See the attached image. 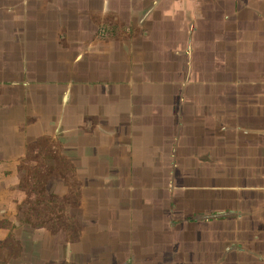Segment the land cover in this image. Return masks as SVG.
I'll return each mask as SVG.
<instances>
[{
    "label": "crops",
    "instance_id": "crops-1",
    "mask_svg": "<svg viewBox=\"0 0 264 264\" xmlns=\"http://www.w3.org/2000/svg\"><path fill=\"white\" fill-rule=\"evenodd\" d=\"M263 55L264 0H0V232L50 146L109 232L95 263L264 264V97L238 96ZM222 188L242 218L225 247Z\"/></svg>",
    "mask_w": 264,
    "mask_h": 264
},
{
    "label": "rangeland",
    "instance_id": "rangeland-1",
    "mask_svg": "<svg viewBox=\"0 0 264 264\" xmlns=\"http://www.w3.org/2000/svg\"><path fill=\"white\" fill-rule=\"evenodd\" d=\"M259 44H262V40ZM262 48L259 46V49ZM259 58V62L249 63V69L243 71L244 83L238 87V96L242 94L245 98L248 95H253L256 98L264 97V55ZM251 68L256 70L246 73ZM232 76H234L233 73L230 77ZM237 78H241V76ZM233 85H235L234 82L228 85L229 99L228 104H225V109L229 108L227 114L229 127H235L234 124L231 125V121L235 120L231 118L234 117L236 105L231 95H236L237 92ZM257 105L254 104V106ZM244 106L247 107L245 103ZM261 106H264L262 101L259 103V109ZM261 124L264 126L263 119L260 120L259 125ZM260 141L264 143V137H261ZM233 144H229V149L234 148ZM45 151H48L47 155L51 156L53 165L30 169L29 174H35L36 177L31 175L28 180H25L20 185L21 198L13 199L15 207L19 211L18 216L14 217V222H18L19 227H10L9 223L13 221V218L3 222L7 232H0V235H4L6 240L19 239L21 242L18 240L19 244L12 243L13 245L10 243L11 241L7 242V246L1 249L7 260L2 264H97L93 258L96 256L97 259V255L103 258V255L107 253V245L103 242L102 233L107 235L109 232L88 229V220L82 221L84 216L81 213H76L77 202L81 201L76 199L79 187L75 180V167L66 160L61 163V159L65 157L57 148L46 146ZM228 170L229 176L231 168ZM24 172H26V168H24ZM27 172L26 177H28ZM77 181L79 182V180ZM213 185L218 186L216 183ZM221 185L225 187V184ZM261 185L264 186V184ZM61 187L67 191L64 199V196L60 198ZM222 191L228 196V201L225 200V204L220 203V207H226L224 214L220 216L212 214L206 217H209L212 222L221 223L222 226L228 228L227 235L224 236L227 240L223 239L225 247L235 243V226L242 218L240 209H238L239 205L235 200V189L222 188ZM218 207L219 203H212L213 211ZM196 217L200 216L196 215ZM218 235L220 236V234ZM34 239L35 243H33ZM214 249H218V247H214ZM100 258L97 260L102 262L104 258ZM10 259L13 262H10Z\"/></svg>",
    "mask_w": 264,
    "mask_h": 264
},
{
    "label": "water",
    "instance_id": "water-1",
    "mask_svg": "<svg viewBox=\"0 0 264 264\" xmlns=\"http://www.w3.org/2000/svg\"><path fill=\"white\" fill-rule=\"evenodd\" d=\"M214 215H215V214H214ZM218 215L220 216L221 214L217 213V216H218Z\"/></svg>",
    "mask_w": 264,
    "mask_h": 264
}]
</instances>
